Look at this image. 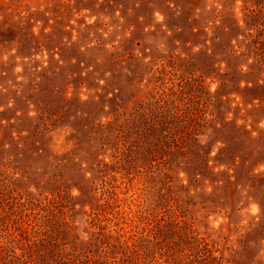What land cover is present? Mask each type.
<instances>
[{
	"label": "rangeland",
	"instance_id": "374dc122",
	"mask_svg": "<svg viewBox=\"0 0 264 264\" xmlns=\"http://www.w3.org/2000/svg\"><path fill=\"white\" fill-rule=\"evenodd\" d=\"M0 264H264V0H0Z\"/></svg>",
	"mask_w": 264,
	"mask_h": 264
}]
</instances>
